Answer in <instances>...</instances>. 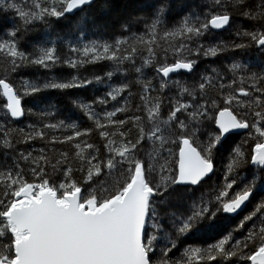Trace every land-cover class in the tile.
Here are the masks:
<instances>
[{"label":"snow or ice","instance_id":"obj_1","mask_svg":"<svg viewBox=\"0 0 264 264\" xmlns=\"http://www.w3.org/2000/svg\"><path fill=\"white\" fill-rule=\"evenodd\" d=\"M0 264H264V0H0Z\"/></svg>","mask_w":264,"mask_h":264},{"label":"trees","instance_id":"obj_2","mask_svg":"<svg viewBox=\"0 0 264 264\" xmlns=\"http://www.w3.org/2000/svg\"><path fill=\"white\" fill-rule=\"evenodd\" d=\"M227 35H228L227 33H223L224 37H226ZM217 63H219V61H217ZM201 67H203V65H201ZM107 70H109V69H107L103 65L90 66L86 72H82L81 74L82 75H90L92 72H95L96 74H103V71H107ZM69 72H70V70H69ZM29 75H30V73L27 70H24L21 72L20 75H18L16 77V81L18 82L19 79L21 78V76H23L24 78H28ZM64 75H68V72L64 73ZM174 78H176V77H174ZM98 87H102V86H98ZM70 91H72L75 95H83L85 97H91L94 93V89H92V88L88 89L87 91L76 90V89L70 90ZM56 95H57L56 93H53V96H56ZM25 107H31V105L25 104ZM28 122H29L28 120L24 121L25 124ZM237 139H239V138H237ZM218 175H222V171L218 172ZM244 214H246V213H244ZM235 223H238V219L236 220ZM224 224H225V222H221V226L217 230L212 231V232H208V233L200 234V235L194 237L193 239L189 240L188 243L192 244L193 246H205L209 243L215 242V240L220 238V235H218L217 233L220 232V230L222 228H224ZM234 226H235V224H232L230 227H234ZM221 234H226V232H221Z\"/></svg>","mask_w":264,"mask_h":264}]
</instances>
